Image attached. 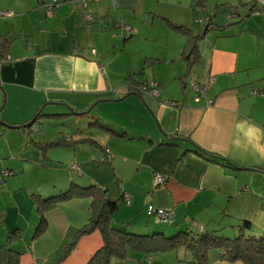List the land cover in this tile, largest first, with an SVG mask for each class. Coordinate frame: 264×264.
<instances>
[{
	"label": "crops",
	"instance_id": "1",
	"mask_svg": "<svg viewBox=\"0 0 264 264\" xmlns=\"http://www.w3.org/2000/svg\"><path fill=\"white\" fill-rule=\"evenodd\" d=\"M48 1L0 0V11L13 13L0 17V37L10 39L7 55L0 58V166L15 170L14 177L7 179L10 183L0 186V213L15 215L2 220L0 243L8 231L20 230L19 240L13 243L21 252L18 264H85L101 247L102 237L94 230L79 237L61 261H54L69 231L89 220L92 196L88 195L59 201L46 210L45 228L34 237L40 216L31 195L58 193L71 182L95 184L106 189L109 198L119 199L111 224L133 234L167 231L157 218L146 215L148 204L172 211V232L184 227L211 232L219 224L225 233L234 234L239 232L240 223L248 221L250 231L264 234V76L252 79L244 73L260 64L244 58L229 65L225 45L218 42L231 35L217 31L210 52L200 54L208 59L203 60L206 67L202 66L193 79L205 88L208 78L215 77L202 93L189 87L187 78L192 71L179 62H191V54L185 58V50L178 57L166 58L165 77L157 71L150 78L128 71L126 78L131 76V80L120 83L105 73L101 62L102 37L94 25L97 18L81 1L73 0H57L52 15L47 16L44 5L50 4ZM178 13L169 16L174 28L191 25L179 19ZM200 52L197 46L198 55ZM153 80L157 83L154 97L143 86ZM175 83L177 87L171 89ZM254 90L257 94L251 93ZM87 108V116L63 117L82 119L71 131L63 132L85 129L92 117H98L126 135L93 129L98 146L83 142L58 146L69 148L66 160H59V156L50 158L56 149L49 148L43 154L29 134H34L35 141H49L45 139V120L60 117L38 118L34 132L22 126L39 109L67 113ZM101 147L109 155L108 162L97 166L92 157L105 156ZM195 147L234 166L208 160L195 153ZM71 163L79 165L80 174L70 170ZM27 164L37 176L35 172L32 177L26 175ZM156 174L164 177L158 186L153 184ZM163 252L170 255L161 258L160 264H187L191 259L183 247ZM157 253L140 258L139 253L129 252L121 264H143L141 260L152 264ZM206 255L207 264H244L225 261L214 248Z\"/></svg>",
	"mask_w": 264,
	"mask_h": 264
},
{
	"label": "rangeland",
	"instance_id": "2",
	"mask_svg": "<svg viewBox=\"0 0 264 264\" xmlns=\"http://www.w3.org/2000/svg\"><path fill=\"white\" fill-rule=\"evenodd\" d=\"M73 1L80 3V0ZM83 2L88 9V13H92L97 18L94 25L98 26V31L102 37L100 52L105 54L101 62L105 73L110 75L109 77L112 76L115 81L117 80L120 83L127 82L128 71L142 72V77L147 75L149 78L153 71H157L165 77V73H167L165 71L166 58L178 57L177 55H180L183 50H185V58H188L189 53H194L191 50L192 45L196 44L201 51L199 58H196L195 54H191V60H195H192L193 62H189V64L185 59L179 60V62L181 61L184 64L185 70L188 66L192 71L188 76L189 78H187V81L190 82L189 87H191L193 79L198 76L197 71L201 70L204 65L206 67L203 60L208 59L201 58V55L204 56V54L207 55L206 53L210 52L211 43L216 40L217 31L220 33L225 31L226 34L231 35L218 42L225 45V55L229 65H233L235 61L239 63L244 58H247V62L252 61L253 64L260 65H257L258 67L252 65L244 73L248 72L252 79L264 76V0H83ZM48 3H51V1L49 0ZM177 10L179 19L186 20L191 24L187 28L191 30L193 35L198 32H204L201 38L191 39V36L172 26L170 21L172 17L169 16H172L170 14ZM233 14V19L230 20L232 24L229 25L227 16ZM209 16L215 24L221 27V31H219V27L214 25L213 27H208L207 19ZM98 18L104 21L101 22ZM202 21L206 25L199 23ZM121 24L128 25L131 28V36L127 37L128 35L124 32ZM188 39H191V41L188 42ZM106 46L108 47L106 48ZM200 58L202 60L196 64ZM155 59L160 61H153ZM213 78L215 77L213 76ZM179 86H181L180 82ZM176 87V83L170 85L171 89ZM52 120H45L44 123L46 140L54 139L57 136L56 132L59 130L71 131V126L73 128L76 125L78 126L82 119L78 116H68L63 119ZM51 149H56V152L51 153L50 158H58L59 156V160H61L68 157L69 151L67 150L69 148L58 147ZM7 160V158L4 159V161ZM26 167V175L28 177H32L33 172H35L36 176L38 175L31 165L27 164ZM13 170L3 164L0 166V179L5 175L4 181L1 182L0 180L1 187L10 183L7 179L14 177L15 170ZM51 172H55V170H51ZM12 217H15V215L10 211L8 215H5V212L0 213V227L3 225L2 220ZM239 225H242V223ZM161 226L167 229L164 233L168 236L175 234L177 231L172 232L171 228H169L171 225L164 226V224H161ZM216 226L217 228L212 229L211 234L218 236L226 234L225 236L230 237L235 234L238 235L237 230H235L233 235H230L219 228L221 225L217 224ZM184 229L185 227L182 230ZM245 233L254 234L250 230H246ZM257 233H255L256 236H258ZM131 253L132 255L139 253L140 258H142L141 252L131 250ZM166 253L158 252L153 255L152 264H160L159 260L161 258L170 255ZM180 254L183 255V252ZM180 264L184 263L181 262Z\"/></svg>",
	"mask_w": 264,
	"mask_h": 264
},
{
	"label": "trees",
	"instance_id": "3",
	"mask_svg": "<svg viewBox=\"0 0 264 264\" xmlns=\"http://www.w3.org/2000/svg\"><path fill=\"white\" fill-rule=\"evenodd\" d=\"M233 16L234 14L227 16V22L229 25L232 24V21L230 20L233 19ZM207 21L208 27L210 25L219 27V25L214 23L210 16L208 17ZM199 23L206 25V23L203 21ZM175 28L191 36V39H199L204 33L198 32L197 34L193 35L190 29L182 25L175 26ZM219 29H221V27H219ZM191 39H188L187 41L190 42ZM9 43L10 39L0 37V58L3 59L7 55ZM191 50L192 52L194 51V53L191 54H195L196 58H199L196 44L192 45ZM127 80L130 81L131 76H128ZM146 84L147 83H144L143 86H147ZM254 92L257 94L256 90H254ZM89 113L90 108H87L81 112H76L72 109H69V112L67 113L59 111L45 113L42 112V109H39L29 120L27 125L24 124L22 126H25L34 132L36 129H34L35 127H33V125L35 122H39L37 120L40 117L63 118L71 114L87 116ZM93 129H101L111 135L118 137H123L126 135L125 132L116 130L103 123L98 117H92L85 129L76 128L69 134L59 131L57 133L58 135L49 141H35V139L32 137L34 134L30 133L29 135L31 136L32 142L35 143V146L38 147L44 154V152L49 148L66 145L68 146L78 142L89 143L92 147L98 146L99 144L93 138ZM74 136H77L79 139L74 140L72 138ZM193 151L198 155L206 157L208 160L226 164L228 166L233 165L229 160L222 157H217L213 154H208L204 150L198 149L197 147H195ZM103 152L106 153L103 157H92V160L97 164V166H104L105 162H108L107 159L109 155H107L106 149L103 148ZM4 177L5 175H3L0 179L1 182L4 181ZM87 195L92 196L91 216L83 227L69 231L68 238L62 243L58 251L55 253V262L61 261L67 254L70 253V251L75 247L79 237L89 234L94 230H98L102 237V245L89 257L85 264H121L128 257V253L131 252V250L135 252H141L145 257H149L152 253L173 250L177 249V247H183L190 253L191 259L186 261L187 264H207L206 254L208 250L212 248L218 249L220 251L221 258L225 261H242L244 264H264V234L256 236L255 234L253 235L244 233L242 230H250L251 228L248 221H243L242 225L237 226L239 229L238 235L235 234L237 236L234 235L231 237L225 235L218 236L211 234V232L203 233L201 229L200 232H195L192 230V227H188V229L184 230H175L176 233L171 236L166 235L164 233L165 231L162 230H156L152 233L142 235L133 234L124 228H118L111 224L110 218L118 208L119 199L109 198L107 196L106 189H103L95 184L80 185L76 182H71L67 189L58 193L47 196H41L38 193L32 194V202L35 205V210L40 216L38 225L35 229L34 237L42 233L45 228V219L43 214L46 210L53 207L59 201L67 200L75 196ZM154 207L157 208L156 206ZM145 213L147 216H153L157 218V220L162 225L164 224V226L172 225L174 223L173 215L171 217L172 220L167 223L159 220L155 214H147V206ZM19 238L20 230L18 228L7 232L5 240L0 243V264H18L21 252L13 246V243L18 241ZM141 261L143 264H147L146 261Z\"/></svg>",
	"mask_w": 264,
	"mask_h": 264
},
{
	"label": "built area",
	"instance_id": "4",
	"mask_svg": "<svg viewBox=\"0 0 264 264\" xmlns=\"http://www.w3.org/2000/svg\"><path fill=\"white\" fill-rule=\"evenodd\" d=\"M81 2L83 0H80ZM57 3V0H52L50 4H46L44 5V12L47 16H50L52 15V8L53 6ZM84 4V2H83ZM85 5V4H84ZM13 13L12 11H0V17H3V16H11ZM89 19H92V16H89ZM121 26H123V30L124 32H126V34H130L131 33V29L128 25H124L122 24ZM101 71H103V69L101 68ZM214 78L213 76H210L207 80V83L205 85V88H207L209 85H211L213 82H214ZM147 86H145V91L151 95V96H156L157 95V83L155 80L153 81H149L147 84ZM191 88L196 91V92H200L202 93L203 92V89H205L204 87H200L197 85V83L193 82L191 84ZM253 94H255L254 91H252ZM168 104H173V102L171 101H168L167 102ZM70 168L71 170L74 172V173H80V167L79 165H77L76 163H71L70 164ZM164 181V177L163 175L161 174H156L154 176V181H153V184L154 186H158L160 184H162ZM126 197H128L126 195ZM147 214H155L159 220H161L162 222H167L169 223L172 219V211L170 209H164V208H161V207H157L155 208L154 206H152L151 204H148L147 205Z\"/></svg>",
	"mask_w": 264,
	"mask_h": 264
},
{
	"label": "water",
	"instance_id": "5",
	"mask_svg": "<svg viewBox=\"0 0 264 264\" xmlns=\"http://www.w3.org/2000/svg\"><path fill=\"white\" fill-rule=\"evenodd\" d=\"M108 46H106V48H107ZM104 56V54H102V57Z\"/></svg>",
	"mask_w": 264,
	"mask_h": 264
}]
</instances>
